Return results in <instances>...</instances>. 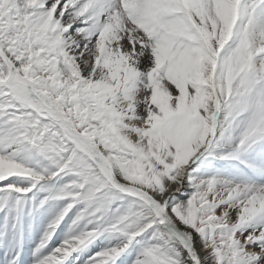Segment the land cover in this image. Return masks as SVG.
Instances as JSON below:
<instances>
[{"label": "snow or ice", "instance_id": "obj_1", "mask_svg": "<svg viewBox=\"0 0 264 264\" xmlns=\"http://www.w3.org/2000/svg\"><path fill=\"white\" fill-rule=\"evenodd\" d=\"M0 264H264V0H0Z\"/></svg>", "mask_w": 264, "mask_h": 264}]
</instances>
